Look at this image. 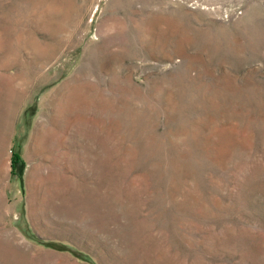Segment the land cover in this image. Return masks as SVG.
<instances>
[{
	"label": "rangeland",
	"instance_id": "rangeland-1",
	"mask_svg": "<svg viewBox=\"0 0 264 264\" xmlns=\"http://www.w3.org/2000/svg\"><path fill=\"white\" fill-rule=\"evenodd\" d=\"M0 264H264V0H0Z\"/></svg>",
	"mask_w": 264,
	"mask_h": 264
},
{
	"label": "trees",
	"instance_id": "trees-1",
	"mask_svg": "<svg viewBox=\"0 0 264 264\" xmlns=\"http://www.w3.org/2000/svg\"><path fill=\"white\" fill-rule=\"evenodd\" d=\"M24 162L19 152L14 151L12 155V174H16L17 166L22 165Z\"/></svg>",
	"mask_w": 264,
	"mask_h": 264
},
{
	"label": "bare ground",
	"instance_id": "bare-ground-1",
	"mask_svg": "<svg viewBox=\"0 0 264 264\" xmlns=\"http://www.w3.org/2000/svg\"><path fill=\"white\" fill-rule=\"evenodd\" d=\"M61 96H62V94H61ZM66 96V95H65ZM60 99V98H59ZM61 100V99H60Z\"/></svg>",
	"mask_w": 264,
	"mask_h": 264
},
{
	"label": "water",
	"instance_id": "water-1",
	"mask_svg": "<svg viewBox=\"0 0 264 264\" xmlns=\"http://www.w3.org/2000/svg\"><path fill=\"white\" fill-rule=\"evenodd\" d=\"M12 168V167H11Z\"/></svg>",
	"mask_w": 264,
	"mask_h": 264
}]
</instances>
